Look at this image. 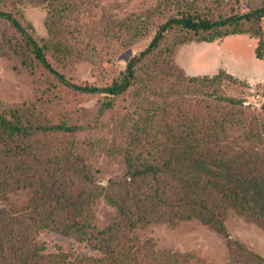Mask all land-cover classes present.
I'll list each match as a JSON object with an SVG mask.
<instances>
[{"label":"trees","instance_id":"obj_1","mask_svg":"<svg viewBox=\"0 0 264 264\" xmlns=\"http://www.w3.org/2000/svg\"><path fill=\"white\" fill-rule=\"evenodd\" d=\"M164 3L172 11L151 26L152 12L117 20L99 14L100 0H0V51L5 46L53 79L40 97L52 86L100 98L92 121L73 124L38 121L31 107L0 109V197L7 202L0 264H188L156 250L142 232L196 220L228 236L231 213L264 230V102L252 104V86L224 70L190 75L175 59L192 42L248 35L264 60V0ZM26 5L46 10V37L25 20ZM150 35L118 71L119 48ZM82 53L103 77L98 85L67 78ZM256 87L264 98V85ZM100 156L121 159L123 171L102 179L94 164ZM10 194H24L26 203L9 205ZM102 202L114 210L104 227L96 210ZM45 231L96 255L51 253L38 240ZM237 246L243 249L229 245Z\"/></svg>","mask_w":264,"mask_h":264},{"label":"rangeland","instance_id":"obj_2","mask_svg":"<svg viewBox=\"0 0 264 264\" xmlns=\"http://www.w3.org/2000/svg\"><path fill=\"white\" fill-rule=\"evenodd\" d=\"M164 1L100 0L98 9L101 10L99 14L104 11L109 12L117 20H127L135 17L136 14L143 15L149 11L153 15L148 23L154 26L172 11ZM23 13L25 20L33 25L36 37L42 38L48 35L45 28L46 10L43 7L26 5L23 7ZM86 20L89 21L88 18ZM67 22L71 21L67 20ZM90 29H85L79 34L81 39L85 38L86 32ZM150 39L151 35L131 46L119 48L115 63L117 70L125 69L130 58L143 50ZM101 44L99 43L98 46ZM256 46L257 40L248 35L230 36L213 43L192 42L181 46L175 59L177 64L190 75H213L224 70L239 80L248 82L253 88L251 95H247L249 101L252 104L261 105L264 102L262 91L257 92L255 88L258 84L264 85V60L256 58L254 52ZM104 73L105 71L103 75ZM65 74L71 81L84 85H98L103 78L96 76L98 74L92 71V66L85 53L77 58L75 68L66 71ZM52 80L41 70L38 71L35 66L29 63L23 64L5 46L3 52L0 51V109L3 112H8L16 106L31 107L38 121L49 120L51 123L69 121L73 124L92 121L96 117L100 103V98L97 96L71 91L64 94L51 86L48 93L40 97L41 91L45 90V86L49 87ZM239 91L243 93V89L240 88L238 93ZM106 133L110 137L109 132ZM78 139L82 140L83 137L80 135ZM94 164L102 171L100 177L106 180L119 175L124 168L121 159L106 156H100ZM9 197L12 198L9 205L22 206L26 203L24 194H10ZM6 204V200L0 197V207ZM96 210L99 225L107 226L114 215V210L103 202L97 205ZM226 228L228 236L221 235L212 228L193 220L182 222L174 228L165 224L152 226L144 230L141 237L143 240L152 239L156 243V250L160 252L165 251L171 255L179 254L188 257L190 259L188 264H264L253 255L255 253L264 258V230L262 228L234 213H231L226 221ZM38 240L44 242L47 251L51 253L64 252L72 257L96 255L85 245L54 232L45 231L38 236ZM233 242L243 245V249L238 246L230 248L229 245ZM181 261L185 262V259L181 257Z\"/></svg>","mask_w":264,"mask_h":264}]
</instances>
